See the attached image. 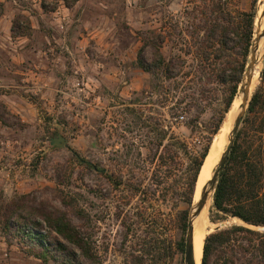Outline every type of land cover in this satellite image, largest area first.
Segmentation results:
<instances>
[{
    "label": "rangeland",
    "instance_id": "obj_1",
    "mask_svg": "<svg viewBox=\"0 0 264 264\" xmlns=\"http://www.w3.org/2000/svg\"><path fill=\"white\" fill-rule=\"evenodd\" d=\"M73 1L3 0L0 16L10 7L16 13L7 21L0 20V64L7 60L6 52L21 55L40 51L41 57L36 58L45 62L54 58L53 54L47 56L49 47L51 53L60 48L46 43L45 23L32 28L30 20L16 8L26 6L35 15L37 8L32 5L39 3L48 19L46 24L56 22L57 16H63L59 21L69 24L66 7ZM100 1L112 7L95 12L99 21L93 25L100 37V49L86 57L90 61L87 74L84 68L82 73H73L74 90L69 91V98L74 99L63 103V93L55 91L58 103L47 107L35 103L37 94L20 89L22 96L36 104L37 115L30 120L21 119L0 103V208L25 194L34 206L64 214L89 239L101 264H184L177 243L184 242L186 227H181V221L185 215L187 226L193 199L191 204L186 203L181 190L167 193L152 174L153 162L161 146L172 137L185 140L194 150L209 136L212 143L218 132L212 134L223 94L219 89L213 95H201L188 79L177 89L175 79L167 80L161 73L152 75L134 64L142 38L151 31L166 36L161 48L166 57L181 54L190 63L191 57L184 52L191 49V0ZM253 1L230 0L232 9L244 11L251 9ZM260 6V0H256L254 30ZM102 14L108 16L107 20H102ZM143 55L151 59L150 46L145 47ZM260 58L250 90L252 94L260 88L264 96V50ZM10 90L0 86V93ZM261 116L258 114L257 119ZM253 128L247 125L250 138L254 144L262 143ZM227 132L225 129L220 154L228 143ZM57 134L67 138L66 146L51 144ZM114 174L122 178L119 188L111 181ZM211 203L209 198L203 208L204 220L211 227L207 233L221 222L224 226L242 224L235 217L211 223ZM191 215L193 226V209ZM33 216L42 220L41 216ZM252 228L264 231L262 226ZM14 229L13 223L5 227L0 219V264H91L78 255L74 245L60 238L72 254L56 255L57 260L43 259L37 254L38 245L16 236ZM42 229H47L44 222Z\"/></svg>",
    "mask_w": 264,
    "mask_h": 264
},
{
    "label": "trees",
    "instance_id": "obj_2",
    "mask_svg": "<svg viewBox=\"0 0 264 264\" xmlns=\"http://www.w3.org/2000/svg\"><path fill=\"white\" fill-rule=\"evenodd\" d=\"M255 4L256 0L249 11H244L232 9L230 0H191V49L184 52L191 57L190 63L181 54L166 57L161 50L166 36L153 31L142 38L136 52L135 66L152 75L161 73L167 80L175 79L177 89L186 79L196 92L206 97L221 89L222 108L212 134L218 131L232 105L248 62ZM21 32L18 30V33ZM146 46L151 48L150 60L143 55ZM131 111L135 113L134 109ZM258 114H262L260 119H257ZM141 117L142 114L137 116L138 119ZM248 124L254 127L262 143L254 144L247 131ZM211 139L209 136L198 150L177 137L161 144V150L155 154L152 174L159 184L165 186L167 193L181 190L184 201L191 204ZM79 161L93 167L84 159ZM148 163L152 164V161ZM114 176L111 181L119 188L122 178L118 174ZM33 215L41 216L42 220ZM208 217L211 223L235 217L247 225L214 227L204 237L200 264H264V231L250 227L264 226V96L260 88L252 92L234 134L217 178ZM0 219L5 227L13 223L16 236L34 241L39 247L37 254L43 259L57 260L56 255L68 257L72 254L73 251L60 238L74 245L78 255L89 263L101 264L89 239L75 224L64 214L56 215L41 206H34L25 194L18 195L0 208ZM185 220L184 215L181 221L183 229L186 227ZM43 222L47 227L45 231L42 229ZM177 246L184 252L183 240Z\"/></svg>",
    "mask_w": 264,
    "mask_h": 264
},
{
    "label": "crops",
    "instance_id": "obj_3",
    "mask_svg": "<svg viewBox=\"0 0 264 264\" xmlns=\"http://www.w3.org/2000/svg\"><path fill=\"white\" fill-rule=\"evenodd\" d=\"M2 2L3 0H0V3ZM32 6L39 9H36L35 15H32L26 6L16 9L30 20L32 28L40 22L45 23L48 30L43 38L48 45L55 43L60 48H56L58 52L51 53L52 48L49 47L50 52L47 56L53 54L56 59L49 57L50 59L44 60L45 62H39L36 58L41 57L40 51H26L21 55L6 52L11 61L7 58L5 63L0 64V86L9 87L11 92L0 93V103L24 120L33 119L37 115L35 103L47 107L58 103L54 98L55 91L63 93L61 96L63 103L68 104L71 99H74L69 98V91L74 90L73 73H82L85 69L84 73L87 74L90 61L86 57L92 55L91 51L100 49L98 46L100 37L96 33V25H93L94 22L99 21V15L95 12L98 9H108L112 7V4L100 0H74L70 6L66 7L70 17L69 24L59 20L46 24L48 19H45L41 5L34 3ZM7 10L2 11L0 20L7 21L13 18L16 12L11 10V7ZM101 18L107 20L108 16L102 14ZM20 89L37 94L35 103L29 100L28 96H22Z\"/></svg>",
    "mask_w": 264,
    "mask_h": 264
},
{
    "label": "water",
    "instance_id": "obj_4",
    "mask_svg": "<svg viewBox=\"0 0 264 264\" xmlns=\"http://www.w3.org/2000/svg\"><path fill=\"white\" fill-rule=\"evenodd\" d=\"M261 10L259 12V16L257 19V25L260 23V30L256 32V29L253 32V38L250 46L249 56H248V62L245 67V71L243 72L242 79L238 85L237 92L235 97L240 96V107L239 110L234 114L232 126L229 130V133L227 135L228 143L226 144L223 152L220 154L219 159L216 163V165L212 168L209 178L204 182V184L201 187L200 190V196L197 200V202L194 204V211L193 215H196L200 212L202 209L206 197L208 194H210V199L212 198V194L217 182V178L221 172V169L223 167L224 161L228 155V152L230 150V146L234 139V134L236 133L237 129L239 128L240 122L245 114V111L248 106V102L251 97V80L254 72L255 64L257 63L256 60V50H257V42L262 39L263 40V46L262 50H264V0H260ZM257 28V26H256ZM261 50V51H262ZM261 53V52H260ZM261 62V58L259 56L258 65ZM235 99V98H234ZM67 138L62 136L61 134H57L53 137L51 140V144L53 146L63 147L67 145ZM193 206V204H192ZM191 206V208H192ZM191 211V210H190ZM190 213L188 215L187 220V226H186V234L184 239V252H183V262L184 264H195L194 257H193V244H192V238H193V226L189 222ZM240 220V219H239ZM241 221V220H240ZM243 225H247L243 221H241ZM224 223L221 222L217 227H223ZM252 227V225L250 226ZM259 227V226H254ZM262 229H264V226H262ZM202 256V255H201ZM201 263V259H200Z\"/></svg>",
    "mask_w": 264,
    "mask_h": 264
},
{
    "label": "bare ground",
    "instance_id": "obj_5",
    "mask_svg": "<svg viewBox=\"0 0 264 264\" xmlns=\"http://www.w3.org/2000/svg\"><path fill=\"white\" fill-rule=\"evenodd\" d=\"M260 10H261V6L259 9V12H260ZM259 30H260V23L258 24V26L256 28V32H258ZM262 42H263L262 39H260L257 42V50H256L257 51L256 52L257 62H258V58L260 56ZM256 65L257 64H255V67H256ZM240 102H241L240 96H237L234 99V101L230 107V110L228 111V114H226L227 116L223 120L220 128L218 129L217 134L215 135V137L212 140V143H211L209 150H208V153L206 155L207 157L204 160V163L202 165V168H201L199 176H198V180H197V184H196L197 194L194 193L193 206L191 208V211H192V209L194 211V204L197 202V200L200 196L201 187H202L204 181L207 178H209L212 167L217 162V160L219 158L221 148H222L221 145L223 144V141L225 139V135L223 133H224L225 129H228V132L231 129L233 119L231 121H229V118L231 117L233 112L239 110ZM209 198H210V194L207 195L206 201H205L202 209L200 210V212L198 214L194 215V217H193V228L195 229V233H193L192 244H193V257H194L195 264H200L203 240H204V237L208 231V228H211V227H208L209 224H207V222L204 220L205 215L203 214V208H204V206H206L207 202L209 201ZM191 211H190V218H189L190 223H192L191 222V219H192Z\"/></svg>",
    "mask_w": 264,
    "mask_h": 264
},
{
    "label": "built area",
    "instance_id": "obj_6",
    "mask_svg": "<svg viewBox=\"0 0 264 264\" xmlns=\"http://www.w3.org/2000/svg\"><path fill=\"white\" fill-rule=\"evenodd\" d=\"M56 13H58V12H56ZM57 15H58V14H57ZM60 19H62V20H63V19H64V17H63V16H57V20H60ZM76 85H79V82H77V83H76Z\"/></svg>",
    "mask_w": 264,
    "mask_h": 264
}]
</instances>
